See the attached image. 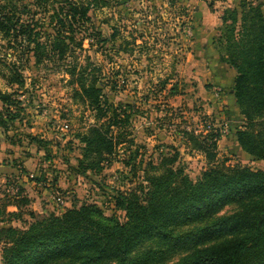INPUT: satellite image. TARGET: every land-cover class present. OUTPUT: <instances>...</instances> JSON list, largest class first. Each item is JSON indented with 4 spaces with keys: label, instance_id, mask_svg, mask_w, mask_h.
Returning <instances> with one entry per match:
<instances>
[{
    "label": "rangeland",
    "instance_id": "rangeland-1",
    "mask_svg": "<svg viewBox=\"0 0 264 264\" xmlns=\"http://www.w3.org/2000/svg\"><path fill=\"white\" fill-rule=\"evenodd\" d=\"M230 1L99 0L91 6L88 30L75 35V53L67 63L35 64L31 57L17 63L23 68L24 86H14L17 94L13 98L22 102V111L12 119L4 115L6 125H0V229L25 228L50 213L61 214L90 203L110 216L112 205L102 188L122 192L134 188L139 180L132 166L137 164V177L149 160L156 165L162 156L173 154V148L178 152L175 166L196 181L209 165L204 154L187 145L184 132L192 130L220 129L215 166L239 164L264 171V162L233 150L232 114L223 98L226 93L210 83L211 76L199 59L208 48L218 50V39L229 24L222 21L223 16H230L242 2L260 4L259 0ZM30 2L21 0L19 8ZM205 8L207 14L202 11ZM50 14V7L37 9L41 21ZM46 27L43 25V31L51 33ZM8 52L18 58L0 34V60ZM76 64L97 80L108 104L121 111L124 129L120 130L125 131V142L92 170L79 167L84 148L80 137L95 120L93 110L74 94L77 85L65 72ZM6 75L1 63L0 90L12 94ZM53 193L63 204L53 199ZM241 208L242 204L226 205L213 218L230 216ZM191 228L182 226L176 232ZM225 238L229 236L203 241L195 248ZM195 248L166 246V253L154 264L176 263Z\"/></svg>",
    "mask_w": 264,
    "mask_h": 264
},
{
    "label": "trees",
    "instance_id": "trees-1",
    "mask_svg": "<svg viewBox=\"0 0 264 264\" xmlns=\"http://www.w3.org/2000/svg\"><path fill=\"white\" fill-rule=\"evenodd\" d=\"M20 1L0 0V34L18 56L16 59L8 52L0 60L8 73L3 76L6 86L12 90V94L0 90L3 127L4 115L12 119L22 111V102L13 98L17 94L14 86H24L20 72L23 68L17 63L29 57L35 64L67 63L75 53V35L88 30L91 6L99 0H51L50 4L48 0H31L29 5L19 8ZM40 6L50 7L46 21L37 18ZM222 21L229 24L218 39L217 52L220 61L236 72L231 93L244 119L233 130L234 143L253 161L264 162L261 4L242 2ZM43 25L51 33L43 31ZM65 72L73 78L71 83L77 85L74 94L94 112L95 123L80 137L84 148L79 161L83 170H92L125 142V131L120 130L124 129L121 111L108 104L97 80L88 77L84 67L76 64ZM195 131L184 132L187 145L204 154L209 165L196 181L175 166V148L173 154L162 156L156 165L153 159L149 160L137 177L134 164L133 175L139 180L134 188L124 192L102 188L112 205L110 216L90 203L61 214L50 213L25 228L0 229L2 264H154L166 253V246L195 248L220 236L229 238L206 248H195L173 264H264V171L239 164L215 166L217 143L222 137L220 129L211 126L199 133ZM123 163L129 165L125 160ZM229 204H242V208L230 216L213 218ZM182 226L193 229L177 233L176 229ZM148 245L160 248H146Z\"/></svg>",
    "mask_w": 264,
    "mask_h": 264
},
{
    "label": "crops",
    "instance_id": "crops-1",
    "mask_svg": "<svg viewBox=\"0 0 264 264\" xmlns=\"http://www.w3.org/2000/svg\"><path fill=\"white\" fill-rule=\"evenodd\" d=\"M230 3H234V0L230 1ZM259 3L261 4V11L264 15V0H259ZM230 6L231 4L228 5V7ZM205 10L206 8L202 11L205 13ZM206 48H208V46H206ZM199 59L204 62L207 73L211 76L210 83H212L217 90L221 91V93H226L223 98L225 99V102L232 114L230 118V129L233 131L234 129L240 127L244 121L243 117L239 113V108L235 103L234 95L231 93L236 72L227 64L220 61V56L217 51H211L209 48L207 49V54L203 55V57L199 56ZM233 150L241 152L237 143L233 146Z\"/></svg>",
    "mask_w": 264,
    "mask_h": 264
},
{
    "label": "built area",
    "instance_id": "built-area-1",
    "mask_svg": "<svg viewBox=\"0 0 264 264\" xmlns=\"http://www.w3.org/2000/svg\"><path fill=\"white\" fill-rule=\"evenodd\" d=\"M53 199L60 204H63V199H61V197L57 194V193H53Z\"/></svg>",
    "mask_w": 264,
    "mask_h": 264
}]
</instances>
